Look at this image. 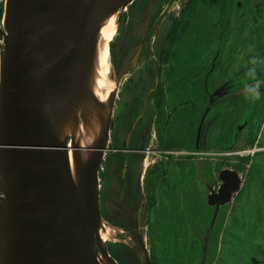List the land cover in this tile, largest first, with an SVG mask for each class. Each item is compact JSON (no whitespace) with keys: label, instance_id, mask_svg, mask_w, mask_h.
<instances>
[{"label":"rangeland","instance_id":"rangeland-1","mask_svg":"<svg viewBox=\"0 0 264 264\" xmlns=\"http://www.w3.org/2000/svg\"><path fill=\"white\" fill-rule=\"evenodd\" d=\"M234 1L133 0L115 14L114 35L109 43L114 78L129 62L140 40L145 38L136 65L117 85L108 149L99 170L100 216L111 227L124 231V234H115L118 241L107 240L104 245L115 264H145L139 241L145 244L154 264H177L181 253L190 254L184 256V262L193 257L191 262L197 261L195 254L201 251L207 225L182 226L187 220L183 200L190 199L191 213L201 214L204 219H211L212 209L194 202V195L203 197L208 189L199 180V175L194 174L195 169H191L189 161L180 159L203 157L199 160L200 176L204 178L206 172L213 176L214 161L205 158L214 156L215 144L218 149L222 148L223 159L225 152H229L231 162L226 164L232 165L233 161L241 159L246 174H243V186L234 202L225 206V226L217 224L212 233L217 238L213 239L211 264H252L251 256L264 260V150L241 153L254 148L252 139L257 133L254 123L264 119V94L256 101L240 95L226 101L224 106L216 105L204 119L206 146L202 148V154L195 153L190 147L208 95L213 94L216 87L223 84L226 87L231 81L234 82L231 91L240 89L251 81L246 75L250 55H258L264 60V0L256 15L249 5L245 6V13L250 17L242 19L241 24L237 21ZM154 6L160 13L150 16L148 23L146 14ZM250 46L254 48L251 54L248 52ZM156 68L159 79L153 96L151 86ZM256 78L264 79V64L258 66ZM227 91L225 89V93ZM138 117L132 134V124ZM244 120L252 122L248 121L250 125L233 146L225 147V133L228 134L226 139L231 140V131ZM146 126L147 134L142 138L144 133L140 132ZM173 137L179 138L186 148L181 151L172 148L166 159L158 151L163 150V143L172 141ZM142 140L147 148L144 185L140 182L144 189L140 196L151 210L141 212L133 232L121 227L124 219L115 206L121 168L117 163L125 161L115 150L134 151ZM125 154H132L130 159L136 162L138 153ZM220 164L225 161L218 162V166ZM150 189L156 192H149ZM156 200L160 201L158 206L154 205Z\"/></svg>","mask_w":264,"mask_h":264},{"label":"water","instance_id":"water-1","mask_svg":"<svg viewBox=\"0 0 264 264\" xmlns=\"http://www.w3.org/2000/svg\"><path fill=\"white\" fill-rule=\"evenodd\" d=\"M131 2L6 0L0 30V264H97L99 250L116 263L105 247H95L99 169L111 118L98 142L87 147L92 153L78 170V187L66 158L73 138L61 139L60 125L85 90L96 31ZM138 55L139 49L116 74L117 85ZM114 103L115 93L109 108ZM231 175L219 173L223 183L209 204L230 200L239 183H225ZM141 249L151 264L143 243Z\"/></svg>","mask_w":264,"mask_h":264},{"label":"flooded vegetation","instance_id":"flooded-vegetation-1","mask_svg":"<svg viewBox=\"0 0 264 264\" xmlns=\"http://www.w3.org/2000/svg\"><path fill=\"white\" fill-rule=\"evenodd\" d=\"M243 1L244 0L234 1L235 7L238 10V12H237L238 20L237 21L240 24H241L242 19L244 20L245 17H247V18L250 17V15L247 14V12L245 13V6L246 5H249L251 7V10L252 9L254 10V15H256V13L259 12V10L263 4V0H252V1L251 0H248V1L245 0L244 2ZM150 8L151 7H149V9ZM156 12L160 13V11L156 10L155 6H154L153 8L150 9V13H149L150 15L148 13L146 14V16H147L146 20L148 21V23L150 20V16L151 17L154 16V13H156ZM227 12H228V10L225 9V15H227ZM225 24H227V20H226ZM147 27H149V24L147 25ZM148 30L149 29L146 28V31H148ZM144 42H145V38H142L140 40V42L138 43V45L136 46V49L132 55V57H133L134 54L139 49V55H138L134 65H133V67L136 65V63H137V61H138V59L142 53V50L144 47ZM132 57H131V59H132ZM130 60H129V62H130ZM131 69L129 71H131ZM242 71L244 72V69H241V72ZM158 79H159V73H158V70L156 68L155 73L153 75V86H151L152 87L151 92H153L154 89H156ZM258 80L264 81V79H258ZM154 82H156V84H154ZM252 82L253 81H249V82L245 83V85L248 83H252ZM233 84H234V82L231 81V83L229 82V85H227L226 87L224 86V84L220 85L213 90V94L210 93L208 95L207 105L202 109V112L200 113V116L198 118V124H197L196 130H195V135H194V140H193L194 145L192 144V146H190V147H193L192 149H194L195 153L202 154V152H203L202 148H204V146H206L205 140H204L205 135L203 133V131H205L204 119H205L206 115L209 113V111H212V108H214V107L216 108V105H223V104H225L226 101H230L232 99L234 100L235 97H240V95H244L243 91L242 92H238V91L243 90L245 85L243 87H241L240 89L231 91V86ZM225 89L228 90L226 93H225ZM151 94L153 95L154 92ZM261 94H264V84H261ZM211 95H212V99H213L212 100L213 104L210 107V109L207 111L205 116H203V112L209 104V100H210ZM149 97H148V99H149ZM218 108H219V106H217L216 110H218ZM169 112L170 111L168 110V113ZM171 113H173V112L171 111L170 114ZM138 121H139V117L132 124L133 125L132 126L133 128L131 129L132 134L136 130L135 125L138 123ZM248 121L252 122V120H248ZM248 121L244 120L242 125L238 126V128L235 131H231L232 132L231 140L226 139V136L228 134H226L227 132L225 133V147H231L234 145L233 143L236 142L237 138L245 130L246 126L248 127V125H250ZM254 124H255V128H256L257 133H256L255 137H253V139H252V142L254 145L253 153H255L257 151H263L264 150V119L262 118V119L258 120L257 122H255ZM152 127H153V124H152ZM142 130L144 132L141 131L140 133L141 134L144 133L142 136V138H143L147 134V131H146L147 126L142 128ZM172 139L173 140L170 142L163 143L165 145L164 146L165 148L163 150L158 151L159 153L164 154L166 159H168L167 155L171 152L170 150L172 148L178 149L180 151L184 150L186 148V147H183L182 143H180L179 138L173 137ZM137 148L138 149H136L134 151H132L130 149L128 150V149H122V148H119V149L117 148L115 150L116 153L118 152L117 156L125 159V161L122 160L120 164H119V161L117 163L118 165L121 166V168H120V173L118 176V187H117L118 199L114 200L115 206L118 210L117 213L124 219V223L121 225V227L124 229H127V230H131L133 232H135L134 227L138 226L139 215L141 214V212L145 211V210L146 211L151 210V208H149L148 202L143 203V199L140 196V191H142L144 189V186H142V187L140 186V182L144 185L143 178H145V176H144L145 170L143 168L144 159H145L144 153H145V150L147 148V146H145V140H142L140 145L137 146ZM214 149H212L213 150L212 153L214 154V156L210 155L209 157L205 158V159L209 158V160L214 161L212 163L213 167H211V165H210L213 176H210V174L208 172H206V175L204 178H202L200 176L199 170H200V164L201 163L199 162V160L202 159L203 157H201V158H198V157H195V158H188L187 157L186 158V157H184V158L180 159L182 161H185L187 159L189 161L188 165L191 167V169H195L194 174L195 175L198 174L199 180L206 184V188L208 189V193L206 195H204L203 197L200 194L194 195L195 196L194 202H197L198 205H201V206H203V205L205 206V204H206L207 207L212 209V216H211V219L208 220V219H204L201 216V214H198V215H196V213L192 214L190 209H189V206L191 204V202H190L191 200L184 198L183 205L185 204V206H184L183 211H186L187 220H185L182 223V226H186V227H191V226L205 227V225H207V226H206V230L204 232V236L202 237L201 251L197 252L195 254V258L197 261L191 262V260L194 259V257H193L189 262H186V261L184 262V256H189L190 254L181 253L180 256H178V263L177 264H211L212 258L210 256L214 255V252L212 251L213 250V239L217 238V236L212 235V233H214V229L217 226V224H220V226H222V225L225 226V220H224L225 219V211H227L225 206H229V204H232L234 202L235 196L239 194V192L241 191L242 186H243V174H246V171H245L246 169L243 168L242 163L240 162L241 159L237 160V161H233L232 165H228V164H226V162H231L230 158H228L229 152H225V159H223L222 157L224 155L222 153H224V152H221L222 148L218 149V147L215 144ZM127 152L138 153V156H135L136 162L134 160H133V162L131 161L130 157L132 156V154L130 156L126 155L125 153H127ZM242 155H244V153ZM137 157H138V160H137ZM139 158H140V160H139ZM191 161H194V162H191ZM224 161H225V164H223V165L220 164V166H218V162L223 163ZM183 164H186V163H183ZM244 165L246 166V163ZM101 168L102 167H100V169ZM222 170H229V171L233 172V176L231 175V177L229 179H227V181L225 183H227L228 185H230L232 187L234 185L235 179H238L239 180L238 188L236 191L232 192L231 198L228 202L218 204V205L209 204L208 203V196L210 194H218L219 188H220L221 184L223 183V181L219 177V173ZM182 173H183V175H185L184 171ZM154 191L156 192V190H152V189L149 190V192H154ZM157 191H158V194H160L159 192L161 190L159 189ZM183 197H186L185 194L183 195ZM159 202L160 201L158 200L156 202V204H154V205L158 206ZM143 205H144V208H143ZM123 234H124V231H123ZM141 243H143V241H139L140 250H141ZM144 246H145V244H144ZM145 248H146V246H145ZM189 258H191V257H189ZM150 260H151V257H150ZM250 262L252 264H264L263 259L257 260L256 257H254V256L250 257ZM151 264H154V260H153V263L151 261Z\"/></svg>","mask_w":264,"mask_h":264},{"label":"bare ground","instance_id":"bare-ground-1","mask_svg":"<svg viewBox=\"0 0 264 264\" xmlns=\"http://www.w3.org/2000/svg\"><path fill=\"white\" fill-rule=\"evenodd\" d=\"M115 17V15L109 17L96 31L85 90L79 97V103L60 125L61 139L65 136L73 138L68 144L66 158L77 187L79 184L78 170L88 161L92 153V149L87 147L98 142L102 129L113 115L114 106L113 109L109 108L108 100L115 93L117 84L109 54V43L114 35ZM74 144H80L84 148L75 147ZM253 150L254 148L247 151ZM97 232L98 240L95 242V247H105L107 240L118 241L115 234H123L120 228L111 227L102 218L98 222ZM97 264H113V261L108 258L106 253L99 250Z\"/></svg>","mask_w":264,"mask_h":264},{"label":"clouds","instance_id":"clouds-1","mask_svg":"<svg viewBox=\"0 0 264 264\" xmlns=\"http://www.w3.org/2000/svg\"><path fill=\"white\" fill-rule=\"evenodd\" d=\"M248 52L251 54L254 52L253 47H249ZM264 64V60H261L258 55H250L247 68V77L249 80L253 81L245 85L243 89V94L250 99L251 101H256L260 99L261 96V84H264V81L258 80L257 77V68L259 65Z\"/></svg>","mask_w":264,"mask_h":264},{"label":"built area","instance_id":"built-area-1","mask_svg":"<svg viewBox=\"0 0 264 264\" xmlns=\"http://www.w3.org/2000/svg\"><path fill=\"white\" fill-rule=\"evenodd\" d=\"M6 0H0V30H4L3 19H4V8H5ZM3 44V36L0 34V53L2 50ZM242 153H248V151H243ZM2 196V192L0 191V197Z\"/></svg>","mask_w":264,"mask_h":264}]
</instances>
